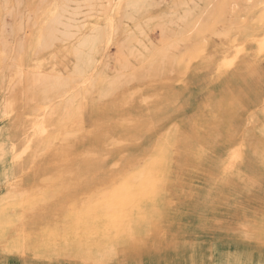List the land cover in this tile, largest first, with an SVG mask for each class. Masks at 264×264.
I'll return each instance as SVG.
<instances>
[{"label":"rangeland","instance_id":"374dc122","mask_svg":"<svg viewBox=\"0 0 264 264\" xmlns=\"http://www.w3.org/2000/svg\"><path fill=\"white\" fill-rule=\"evenodd\" d=\"M36 76L67 84L41 108ZM165 144L173 159L152 166ZM263 146L264 0H0V201L36 193L0 206V264H116L152 239L199 264H264ZM128 179L147 201L122 206H160L155 224L121 210L71 228L72 204ZM48 231L79 246L40 244Z\"/></svg>","mask_w":264,"mask_h":264},{"label":"bare ground","instance_id":"6f19581e","mask_svg":"<svg viewBox=\"0 0 264 264\" xmlns=\"http://www.w3.org/2000/svg\"><path fill=\"white\" fill-rule=\"evenodd\" d=\"M221 5H222V3H221ZM223 5H225V4H223ZM216 9H218V7ZM219 9L221 10V6L219 7ZM222 9H224V8H222ZM224 10H222L223 13L225 12ZM218 12H219V10H218ZM222 14H221V16L225 15V14L224 15H222ZM219 20H221V19H219ZM58 21L59 20L56 18L53 19L48 30L45 31L43 34V39L45 38V41H44L45 42V48H48L51 45H53L54 40L57 38L56 37L57 34L55 32V29L57 27ZM208 24L211 28V24L210 23H208ZM208 24H207V26H208ZM202 26L203 27L206 26L205 22ZM202 26H200L199 28L201 29ZM207 28H206V30H207ZM215 28H217V27H215ZM159 29L163 30V28H161V26L159 27ZM200 29H198L197 31L201 33L202 30L199 31ZM230 29H233V28H230ZM252 29H254V28L252 27ZM162 30H160V32ZM248 30H250V29H248ZM260 30H259V32H260ZM164 31H165V27H164ZM218 31H220L219 28H218ZM250 31L252 32L253 30H250ZM198 32H196V33H198ZM209 32H211V31H209ZM228 32H229V29H228ZM102 33H103V31H101L97 34L98 40H99V37L101 36ZM162 33H163V31L161 32L160 36L162 35ZM204 33L206 35L209 34L207 32H204ZM243 33H244V31H243ZM106 34H108V32H106ZM165 34H166V32H164V35ZM205 34L203 36H205ZM211 34H214V33L211 32ZM194 35H195L194 39H196L197 36H196V34H194ZM198 35H199V33H198ZM215 36H216L215 38H217V33ZM222 36H223V34H222ZM200 37H202V36H199L198 38H200ZM208 37H209V35H208ZM208 37H206V38H208ZM215 38H213V40ZM189 41H192V40H189ZM196 41H197V39H196ZM193 44H195V43H193ZM201 44L203 45L202 39H201V43L198 41V44H197V42H196V45L197 46L200 45L201 48H203L204 45L206 46V42L203 46ZM32 46H34L33 43L31 44V52H33L35 50V47H32ZM188 46H189V44H188ZM192 46H190V49L192 48V50H190L187 47L189 49V50L187 49L188 53L193 51L194 47H192ZM91 47H90L91 49L89 50L88 53H87V50L86 51L84 50V48H86V47L79 46V48L77 50L78 56L82 57V54H85V56H83L80 64L84 65L86 67H88L89 65L96 62V52H97V48H98V43L95 44V46H91ZM198 48H199V46H198ZM194 50L196 51L197 49H194ZM189 54L191 56L192 53H189ZM27 55H29V54H27ZM35 82L36 83H34V84L30 83V85L28 87H29L30 97H32L36 100V104L38 105V108L47 106L48 100L51 99L52 94L58 93V91L63 92L61 90V88H64L65 84H66L62 81H58V80L52 81V80H49L48 78H42L41 76H36ZM76 103H77V105L73 109H71L70 104H68V106H67L69 108V110H70L69 112L71 114H74L78 110L79 107L81 108V104H82L81 100L77 99ZM32 128L36 129L35 126ZM173 148H174L173 146L170 148H169V146L166 147V144L164 147L162 146L161 153L163 155L156 157V160L153 161L152 166L155 165V167L158 168L163 162L161 157L166 158V163L171 161L174 157ZM262 151H263L262 155L264 158V146L262 147ZM157 178H160V176ZM137 180H138V178L136 177L135 181H137ZM123 183H124V185H128V186H125L122 189H120L117 192L116 196L113 198H111L112 197L111 193H113V191H111V189L113 190V187H111V189H110V187H108L105 191L104 190L102 191V193L104 195L111 196V197H107V199L109 198L111 200H107L106 198L99 197V196H93V197L88 198V199L87 198L81 199V200L77 201L76 203L72 204L71 206H78L79 215H78V221H74L71 225V228H75V230H76L77 225H80L82 228L83 227H85V228H89V227L99 228L100 224H101V227H103V224L106 222V220L110 216H112L114 214L115 211H121V210L136 211L138 214L137 219H139L141 222L149 221V222H153L155 224V220H156L157 215H158L157 212L159 210H162V209H158L160 206H122L125 203L126 198H128L130 204H134V202L137 200H138L137 203H139V204L143 203L144 201H147L146 197H143V198H142V196L140 197L141 191H143L144 188H140L141 186H138L137 183H134L131 179H128L127 182H123ZM131 183H133V184H131ZM33 192H35V191H31V190L29 191L28 190L26 192H21L19 195H15V196L9 197L7 199H4V200L0 201V206H17L19 201H23L25 199L29 200V199H31L32 196L35 197L36 193L34 194ZM145 193L148 194V191L145 190ZM30 202H31V204L29 206H36L35 204L33 205L32 200ZM106 203H108V204L113 203V204L109 205V206H102V205H105ZM126 203H128V201ZM82 206H83V208H82ZM84 206H85V208H84ZM151 208H155V209H152V212H150ZM82 210L84 211V213ZM5 212L9 213V210H7V208L2 207V210L0 211V224L2 222H5V215H6ZM30 235H33V234H30ZM83 237H85V234H82L80 236V242H82L84 240ZM37 241H39L40 244L41 243L45 244V242L49 241V242L60 243V245L64 244V243H66V244L70 243L71 245L74 246V248H77L79 246L78 240H77V237H76L74 231H72L70 233L63 234L59 237L56 236L55 234H53L52 232L48 231V232H45L44 236H42ZM97 241H99V240H97ZM158 241H159V239H152L151 242L143 243V246H142L143 252L140 250H134L132 252V253H134V255H129V256L126 255L123 259L117 261L116 264H199L200 261H204V262L206 261L203 251H199V250L193 248L192 246H187V245H184L181 247L179 246L177 248V250L173 251L170 249L163 248L162 243L158 242ZM94 243H96V242H94ZM28 249L29 248H28L27 243H26L25 250H28ZM76 252L73 253L72 256H75V257L84 256V257H81V259L85 260V261L90 258V256H85L84 254L77 255ZM198 254H199V257L197 258ZM200 254L202 255L201 258H200ZM103 257H104V259H108L111 256L107 255V256H103ZM103 257H97V260H99L100 258H103ZM205 264H208V263H205Z\"/></svg>","mask_w":264,"mask_h":264}]
</instances>
